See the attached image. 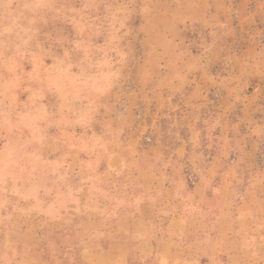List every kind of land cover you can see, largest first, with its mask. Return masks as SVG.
Returning <instances> with one entry per match:
<instances>
[{"label": "rangeland", "instance_id": "obj_1", "mask_svg": "<svg viewBox=\"0 0 264 264\" xmlns=\"http://www.w3.org/2000/svg\"><path fill=\"white\" fill-rule=\"evenodd\" d=\"M264 264V0H0V264Z\"/></svg>", "mask_w": 264, "mask_h": 264}, {"label": "crops", "instance_id": "obj_2", "mask_svg": "<svg viewBox=\"0 0 264 264\" xmlns=\"http://www.w3.org/2000/svg\"><path fill=\"white\" fill-rule=\"evenodd\" d=\"M170 238H165L160 240V245H163V248L160 250V264L168 263L170 259V252H167L166 244L170 243Z\"/></svg>", "mask_w": 264, "mask_h": 264}]
</instances>
